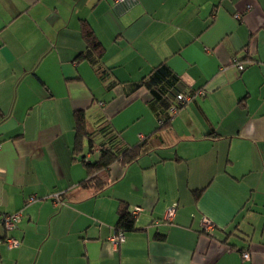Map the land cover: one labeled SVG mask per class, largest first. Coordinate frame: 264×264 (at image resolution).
Instances as JSON below:
<instances>
[{
  "label": "crops",
  "instance_id": "1",
  "mask_svg": "<svg viewBox=\"0 0 264 264\" xmlns=\"http://www.w3.org/2000/svg\"><path fill=\"white\" fill-rule=\"evenodd\" d=\"M130 1L0 0V215L20 214L0 225V264H264V0ZM83 29L106 81L79 57ZM161 63L191 97L175 114L170 97L164 128L136 86ZM76 111L94 133L89 161L100 143L143 145L97 195L72 153Z\"/></svg>",
  "mask_w": 264,
  "mask_h": 264
},
{
  "label": "trees",
  "instance_id": "2",
  "mask_svg": "<svg viewBox=\"0 0 264 264\" xmlns=\"http://www.w3.org/2000/svg\"><path fill=\"white\" fill-rule=\"evenodd\" d=\"M123 3L130 4L131 1L127 0ZM83 37L87 43L88 50L79 57L81 59H88L91 64L95 66L94 69L98 77L106 81L105 72L98 65L102 53L101 45L88 30L83 29ZM177 84V77L165 63H161L157 67H154L146 77L136 84L137 87H144L151 94L152 102L150 108L152 112L158 118L163 117L161 128L167 127L170 123L171 116L166 111L171 107L169 102L171 101L170 97L175 100L176 95L179 94L177 91ZM112 87L113 83L107 85V88L111 89ZM172 107L178 109L182 106L176 102ZM73 118L75 137L72 153L74 157L79 158V161L83 162L88 174L87 180L83 181L81 184L84 188H91L93 194L97 195L102 192L108 184V168L110 165L114 162H119L122 166L126 167L133 163L143 154V145L139 144L117 154L106 149L104 144L100 143L96 147L99 152L98 158L94 161H89L88 158L83 155V150L84 146H86L88 154L93 153V148L95 147L94 133L90 132L88 129L84 111L74 112ZM105 128L106 127H102L100 130L105 131ZM134 224L135 220L131 217L130 213L122 212L116 225V231H122L123 233L131 232L134 229Z\"/></svg>",
  "mask_w": 264,
  "mask_h": 264
},
{
  "label": "built area",
  "instance_id": "3",
  "mask_svg": "<svg viewBox=\"0 0 264 264\" xmlns=\"http://www.w3.org/2000/svg\"><path fill=\"white\" fill-rule=\"evenodd\" d=\"M115 1L125 2L127 0H115ZM235 18L240 19V16L236 14ZM236 67L239 72L243 70V66L240 64H236ZM198 94L202 95L203 92H199ZM190 99H191L190 96L184 95L182 93L177 94L175 97L177 104H179L180 106H184L187 102H189ZM170 111L172 114H175L176 108L172 107ZM54 198L57 202H59V204H62L59 200L58 194L54 195ZM175 210H176L175 205H172L171 207H169L165 212L164 220L171 223L175 217ZM140 211L141 209L139 207H135L130 213L131 217L135 219V217L137 216V214H139ZM19 217H20L19 213H14L11 215H0V225L6 231H11L16 228V224L19 220ZM202 225H203L204 230L206 231H210L213 228V225L207 219L202 220ZM124 240H125L124 233L122 231H115V234L113 237H111L110 242L113 245V247H117L118 245L123 243ZM5 244H6L7 249H14L19 246V242L16 239L11 238V237H8L5 239ZM241 257L243 260L249 259L248 253H242Z\"/></svg>",
  "mask_w": 264,
  "mask_h": 264
},
{
  "label": "bare ground",
  "instance_id": "4",
  "mask_svg": "<svg viewBox=\"0 0 264 264\" xmlns=\"http://www.w3.org/2000/svg\"><path fill=\"white\" fill-rule=\"evenodd\" d=\"M122 3V2H121ZM126 4V3H125ZM117 6V5H116Z\"/></svg>",
  "mask_w": 264,
  "mask_h": 264
}]
</instances>
